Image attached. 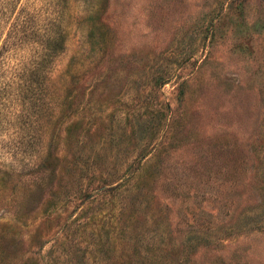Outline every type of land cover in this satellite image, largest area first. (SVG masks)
I'll return each mask as SVG.
<instances>
[{
	"label": "rangeland",
	"instance_id": "1",
	"mask_svg": "<svg viewBox=\"0 0 264 264\" xmlns=\"http://www.w3.org/2000/svg\"><path fill=\"white\" fill-rule=\"evenodd\" d=\"M235 1H66L44 89L0 76V264H264V0Z\"/></svg>",
	"mask_w": 264,
	"mask_h": 264
},
{
	"label": "trees",
	"instance_id": "2",
	"mask_svg": "<svg viewBox=\"0 0 264 264\" xmlns=\"http://www.w3.org/2000/svg\"><path fill=\"white\" fill-rule=\"evenodd\" d=\"M66 1L47 0L36 4L33 0H0V76L12 71L11 79L2 83L3 88L12 87L18 92L26 93L35 87L37 81L39 87L44 89L52 59L64 46L66 33L61 12ZM229 1L231 4L234 2ZM236 1L234 5L238 4ZM9 59L13 61L6 66ZM137 129L141 132L145 130L142 119L138 121ZM156 142L151 144L150 141H142L139 157L146 153L149 143L157 152L160 144ZM47 157L48 155L45 159ZM55 168L56 166L52 171ZM139 168L140 164H137L136 170ZM104 184L107 182L98 188L111 189L118 185L116 183L104 188Z\"/></svg>",
	"mask_w": 264,
	"mask_h": 264
}]
</instances>
